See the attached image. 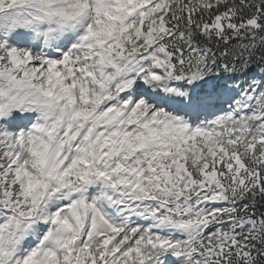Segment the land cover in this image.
I'll use <instances>...</instances> for the list:
<instances>
[{
	"label": "snow or ice",
	"instance_id": "1",
	"mask_svg": "<svg viewBox=\"0 0 264 264\" xmlns=\"http://www.w3.org/2000/svg\"><path fill=\"white\" fill-rule=\"evenodd\" d=\"M0 264H264V0H0Z\"/></svg>",
	"mask_w": 264,
	"mask_h": 264
}]
</instances>
